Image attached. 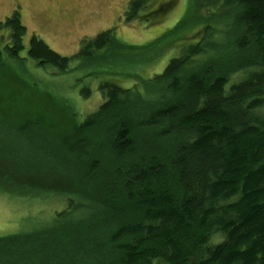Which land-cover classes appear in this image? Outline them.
<instances>
[{
    "label": "trees",
    "instance_id": "trees-1",
    "mask_svg": "<svg viewBox=\"0 0 264 264\" xmlns=\"http://www.w3.org/2000/svg\"><path fill=\"white\" fill-rule=\"evenodd\" d=\"M172 2L128 0L124 18L152 22ZM193 5L202 12L187 18L195 33L187 36L182 19L154 39L177 55L147 78L127 73L128 87L109 77L125 70L104 63L119 58V44L122 58L133 48L114 28L82 38L70 56L30 35L26 55L35 64L69 73L105 57L98 60L104 69L89 71L110 79L99 81L103 101L82 121L69 107L77 135L71 150L54 143L43 107L35 106L31 127L3 116L28 112L11 107L13 85H0L8 94L0 96V175L9 169L0 191L65 199L26 244L0 238V264H264V0ZM2 31L7 55L17 57L27 33L18 9L0 21Z\"/></svg>",
    "mask_w": 264,
    "mask_h": 264
},
{
    "label": "rangeland",
    "instance_id": "rangeland-1",
    "mask_svg": "<svg viewBox=\"0 0 264 264\" xmlns=\"http://www.w3.org/2000/svg\"><path fill=\"white\" fill-rule=\"evenodd\" d=\"M128 0H0V21L9 16L13 10L18 9L21 21L27 29L24 36V47L17 57L7 55L5 46L8 44L6 32H0V85L7 84L14 87V99L10 100L11 107L15 110H26L27 114H8L13 119H18L19 126L31 127L33 118H37L35 106H41L50 123V133L56 141L64 142L68 150L74 148L72 139L77 138L74 124L70 116V109L74 111L75 118L82 121L88 114L94 112L103 101V97L98 90L101 79H110L91 75V70L104 69V65H99L101 59H94L92 64L83 63V67L72 69L69 73H59L56 67L50 64L42 67L35 64V61L27 57L26 51L28 40L31 34H35L43 40L52 50L63 56H70L75 53L80 46V40L84 37H93L100 31L114 28L117 40L130 45L133 48L126 51L122 58L119 44L113 54L119 58L108 59L104 63H112L119 73H125L111 77L115 83L128 87L134 81L125 76L127 73H138L143 78L151 74L161 72L167 60L177 55V49L165 46L166 41L161 39L156 42L154 39L163 32L175 26L182 19L193 18L199 7L193 5V0H171L170 8L161 18L151 22L145 19L126 20L124 9ZM167 1V0H162ZM199 10L198 14L202 16ZM201 18H198V20ZM184 22V21H183ZM193 20H185L189 31L187 36L195 33L198 27L193 25ZM192 27V28H191ZM165 47V48H163ZM163 48V49H162ZM154 49H162L161 52L150 57H141ZM122 58V59H121ZM76 59L71 60L75 66ZM98 66V67H97ZM120 68V69H117ZM95 70V71H96ZM94 71V73H95ZM135 83V82H134ZM29 87L27 89L26 87ZM88 87L90 93L83 96L80 90ZM27 92L22 94L23 90ZM20 92V93H19ZM50 95V99L42 98L43 94ZM6 92L0 91V96L6 97ZM40 95V99L36 96ZM45 95V96H48ZM64 103L59 107L54 102V98ZM2 102V101H1ZM49 106V107H46ZM40 107V108H41ZM53 107V108H51ZM59 107V108H55ZM5 108V106H4ZM35 114V115H33ZM21 115L23 117L21 118ZM39 116V115H38ZM1 167V166H0ZM0 177H5L9 169H3ZM19 184L27 183L25 176L10 177ZM45 187L49 183L37 181ZM51 182V181H49ZM2 185V183H1ZM1 187V186H0ZM9 186H5L6 188ZM17 190H22L18 188ZM16 190V191H17ZM15 191V189H12ZM0 191V238L11 235L19 236L16 244H26L29 241V232L50 224L59 212L65 207V199L59 194H36L35 197L20 195L16 192ZM21 192V191H20ZM23 192V190H22ZM21 192V193H22ZM23 194V193H22ZM40 195V196H37ZM42 195V196H41ZM56 215V216H55ZM2 240V239H1ZM11 237L9 241L11 244ZM219 240L215 238L214 241ZM4 241V239L2 240ZM2 243V242H0ZM0 244V250L2 249Z\"/></svg>",
    "mask_w": 264,
    "mask_h": 264
}]
</instances>
